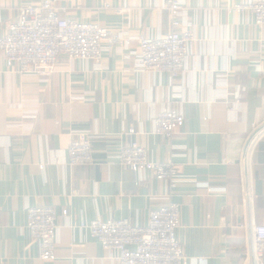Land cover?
Here are the masks:
<instances>
[{
	"label": "crops",
	"instance_id": "crops-1",
	"mask_svg": "<svg viewBox=\"0 0 264 264\" xmlns=\"http://www.w3.org/2000/svg\"><path fill=\"white\" fill-rule=\"evenodd\" d=\"M39 1L0 0V37L20 6ZM168 1L63 0L61 17L130 38L105 44L100 62L62 55L52 74L20 73L0 52V264H115L81 224L145 226L170 202L180 206L176 235L189 264H243L244 248L252 252L264 225V25L236 8L253 0H179L195 38L172 78L139 63L140 36L172 29ZM167 108L185 118L171 137L155 132ZM78 131L91 137L92 164H69ZM133 141L151 160L172 161L177 184L124 166L121 148ZM38 205L59 214L53 261L41 259L27 226Z\"/></svg>",
	"mask_w": 264,
	"mask_h": 264
},
{
	"label": "built area",
	"instance_id": "built-area-1",
	"mask_svg": "<svg viewBox=\"0 0 264 264\" xmlns=\"http://www.w3.org/2000/svg\"><path fill=\"white\" fill-rule=\"evenodd\" d=\"M62 1L41 0L19 7L18 17L9 24L7 34L0 37V52L8 68L20 73L52 74L62 55L100 62L105 44H130V38L98 22L61 17L59 4ZM168 8L171 31L159 37L140 36L139 63L146 71L168 72L172 78H177L185 70L188 49L195 37L183 27L181 2L169 0ZM236 8L238 11H250L255 23L264 25V0H253ZM207 119L205 116L204 120ZM184 123L185 118L180 111L167 108L156 118L155 132L171 137ZM129 133H136L134 126L130 127ZM68 156L70 165L94 162L92 140L87 132L74 133ZM120 162L134 172L148 170L169 180L172 185L177 184L178 170L174 163L151 160L145 147L137 141L121 148ZM58 215L51 206H31L28 210L27 226L32 240L40 247L41 259L45 261L57 258ZM180 225V206L173 202L153 210L149 224L145 226L127 219H95L81 224L90 230L105 250L115 253V264H189L176 235ZM243 254V264H264L263 224L254 228L252 252L244 248Z\"/></svg>",
	"mask_w": 264,
	"mask_h": 264
}]
</instances>
